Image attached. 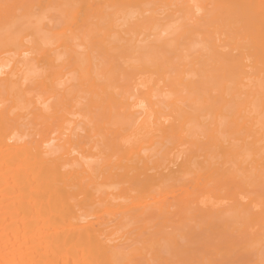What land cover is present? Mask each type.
<instances>
[{"label":"bare ground","instance_id":"6f19581e","mask_svg":"<svg viewBox=\"0 0 264 264\" xmlns=\"http://www.w3.org/2000/svg\"><path fill=\"white\" fill-rule=\"evenodd\" d=\"M161 1L0 0V264H129L122 221L79 214L95 200L145 231L177 219L145 232V264L201 235L215 246L194 253L264 264V0ZM94 135L122 148L110 166L141 200L92 192L106 165L73 146ZM188 185L204 190L162 199Z\"/></svg>","mask_w":264,"mask_h":264},{"label":"rangeland","instance_id":"374dc122","mask_svg":"<svg viewBox=\"0 0 264 264\" xmlns=\"http://www.w3.org/2000/svg\"><path fill=\"white\" fill-rule=\"evenodd\" d=\"M152 2L164 4V1H161V0H152ZM46 14L48 16H52V17L54 15V13L51 10H47ZM49 82H50L49 78L45 79L46 84H48ZM43 90H44V87L36 86L35 88H33V90L31 92L33 94L34 93H42ZM52 101H54V98H51L49 100V102H52ZM98 113L100 114V112L94 113V115H93V116H95L94 118L100 119L101 116L97 117V115H99ZM91 115H92V113L89 116H91ZM70 117H72V116H70ZM78 118L82 119V117H78ZM94 118L92 120H95ZM84 119H85V117H84ZM91 119H90V121H91ZM25 121H27L26 123H29V119L25 120ZM37 122H38V120L35 123H37ZM85 122L86 121H84L80 126L84 125ZM94 122H96L95 128H97L98 126L104 127L105 129L109 128L107 125H105L101 122H98V121H94ZM91 123H90V125H91ZM56 124H57V119H53L52 121H50V126H51L50 129L55 128ZM28 127H30V126H28ZM83 127L88 128L87 125H85ZM79 134H80V132H79ZM83 134H84V132H83ZM46 135H47V131H45L44 133H41L40 136L26 137L25 139L27 140L28 138H33V139H35V141H37L41 137L45 138ZM113 135L114 134L112 133L111 135L107 136V138L112 137ZM51 136H54V135H51ZM83 136L81 135V137H83ZM83 141L84 142H82L83 145H82L81 149H80L78 144H75L73 146V148L77 151L81 150L82 152H84V154L97 155V157L92 158V160L98 161V163L103 161L106 165L103 168V170L95 172L93 180L96 184V187H95L94 191H92V192H94L95 195H98L100 192H103V193L104 192H111L113 194L121 192L122 195L117 194V196H119V198H117L115 201H112V202L113 203H120L121 205H124V206L126 204L133 205L134 204L133 203L134 201H132L133 198L141 200V198L139 197L137 188L132 187V186L127 187L126 184L124 183L126 180L120 176L118 177L117 171L112 169L110 166L117 159H119V157L122 156L121 153H124L122 151V148L117 147L113 142H111V139H103V137L100 135H94L93 138L85 139ZM91 146H93L92 149H90ZM125 147H126V145H125ZM148 151H146V152H148ZM2 171H0V173H2ZM81 187H84V186H81ZM73 189L77 190V186H74ZM200 190H204V189H198L197 186L192 187V186L188 185V186L184 187L182 190H180L179 192H176L173 194H168V195L164 196L162 199L167 201V203L170 202L172 205H174L182 197H189L190 198V197L196 195ZM209 192H210V190H209ZM128 196H131V198L127 199ZM82 199H83L82 194L78 195L76 197L77 202H81ZM204 199H206V198H204ZM92 205L93 206H91V208H89V209L88 208H82L81 210H79L78 211L79 214L85 213V212L88 213V211H89L90 213H97L96 216L98 217L97 219L100 222L106 221L107 218H113V219L115 218V220H114L115 222H121L122 221V224H120L122 228L120 229L119 232L123 233L122 234L123 239L120 240V242H123L125 239L124 246H127V248H128L127 250H130L133 252L130 253V256L128 258H124L127 260L122 259L119 261V263H122L125 261V262H129V264H145V259H143L141 254L135 250V249H141L142 246L145 244V241L142 242V239L147 236V235L144 236L145 232L151 234L157 230H160L161 232L166 233L167 236H169L170 232L173 231L174 233H176L179 231V226H178V223L176 222L177 219L173 216L167 215V217L163 220V222H159V221L157 222L156 221L155 226H150V224H149L150 222L147 223L148 228L145 231L143 228L140 227L142 224L141 222H128L126 224L127 219H129V216L131 215L128 212L131 209H133L132 206L127 207V208H123L119 212H112L113 216H111V215H109V213H106V211H105V207L107 205L106 202H100L99 200H95L94 204H92ZM178 209H179L178 206L173 207L170 209V213L172 214L173 212H175ZM124 211H126V212H124ZM93 218L94 217L91 216L89 219H93ZM197 222H198V220L187 223L186 228H189L192 225L194 226V224H196ZM186 228H185V230L183 229L182 231H186ZM216 230H217L216 227H209L208 231L206 233L216 232ZM151 240L154 241L155 239L151 238ZM214 241L215 240L213 239V235H210L209 237H206L205 235H201V236L195 237L194 239L190 240L189 242H184L181 245L184 246L183 249L186 248V250L183 251L182 253L179 252L180 254L177 253V251H178L177 250L175 253L179 254V255H177V258L170 260V262H176L177 264H230V261L227 259V256L225 255V252H223V250L219 251V250L210 249L211 251H208V252H202V253L192 252V248H195V247H199L202 249L206 248V247H213V246H215ZM206 243H212L213 245L205 246ZM156 263H157L156 261H152V260L149 261V264H156Z\"/></svg>","mask_w":264,"mask_h":264}]
</instances>
